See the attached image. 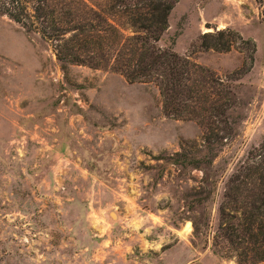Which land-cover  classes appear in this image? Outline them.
I'll list each match as a JSON object with an SVG mask.
<instances>
[{"label":"rangeland","instance_id":"1","mask_svg":"<svg viewBox=\"0 0 264 264\" xmlns=\"http://www.w3.org/2000/svg\"><path fill=\"white\" fill-rule=\"evenodd\" d=\"M218 31L230 49L202 50ZM158 46L242 73L234 135L207 171L213 231L225 182L264 141V0H179ZM201 135L163 115L153 85L62 70L51 44L0 17V264H237L192 236L182 198L201 174L153 159Z\"/></svg>","mask_w":264,"mask_h":264},{"label":"trees","instance_id":"2","mask_svg":"<svg viewBox=\"0 0 264 264\" xmlns=\"http://www.w3.org/2000/svg\"><path fill=\"white\" fill-rule=\"evenodd\" d=\"M179 0H0L5 17L26 34L51 44L62 70L67 66L111 71L129 84L153 85L165 117L195 123L199 141L178 152L154 157L180 173L199 172L197 186L182 201L192 236L237 264H264V141L225 182L217 224L209 230L206 205L216 186L207 171L234 135L229 112L237 100L233 81L218 77L158 43ZM224 32L200 38L202 50L226 52ZM215 39V40H214ZM210 40H214L210 42Z\"/></svg>","mask_w":264,"mask_h":264}]
</instances>
